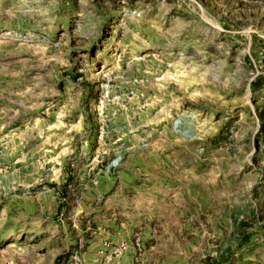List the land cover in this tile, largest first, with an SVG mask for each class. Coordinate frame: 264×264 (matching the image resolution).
I'll return each mask as SVG.
<instances>
[{
    "label": "rangeland",
    "instance_id": "obj_1",
    "mask_svg": "<svg viewBox=\"0 0 264 264\" xmlns=\"http://www.w3.org/2000/svg\"><path fill=\"white\" fill-rule=\"evenodd\" d=\"M0 264H264V0H0Z\"/></svg>",
    "mask_w": 264,
    "mask_h": 264
}]
</instances>
